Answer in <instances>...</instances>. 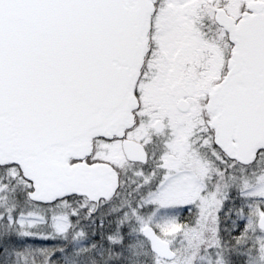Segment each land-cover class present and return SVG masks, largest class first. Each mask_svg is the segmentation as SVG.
Returning <instances> with one entry per match:
<instances>
[{
    "label": "snow or ice",
    "instance_id": "1",
    "mask_svg": "<svg viewBox=\"0 0 264 264\" xmlns=\"http://www.w3.org/2000/svg\"><path fill=\"white\" fill-rule=\"evenodd\" d=\"M0 264H264V0H0Z\"/></svg>",
    "mask_w": 264,
    "mask_h": 264
}]
</instances>
